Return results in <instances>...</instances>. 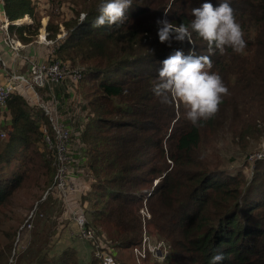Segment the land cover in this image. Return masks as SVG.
Listing matches in <instances>:
<instances>
[{
  "label": "trees",
  "instance_id": "trees-1",
  "mask_svg": "<svg viewBox=\"0 0 264 264\" xmlns=\"http://www.w3.org/2000/svg\"><path fill=\"white\" fill-rule=\"evenodd\" d=\"M5 1L10 21L33 17L32 0ZM101 2L93 0L80 11L87 13L83 23L79 12L73 11L75 23L72 28L63 27L66 35L54 56L70 62V71L76 68L81 73V80L68 87L69 103L64 112H59L60 102L54 96L58 114L70 130L73 178L87 185L79 194L81 206L77 200L76 203L85 211L92 190L103 195L94 202L99 209L92 210V225L86 216V227L104 241L105 247L131 251L140 244L139 210L146 202L158 236L153 241L166 247L165 259H155L153 264L167 260L169 264H211L217 252L224 256L220 264H264V194L251 202L253 192L242 195L245 179L243 182L240 173L225 177L210 173L196 156L209 127L224 123L223 112H247L256 107L258 112H264V0H228L244 32L246 47L241 52L227 48L223 54L215 50L211 55L210 71L220 75L229 94L216 115L198 126L185 118L183 105L173 100L167 105L161 103L152 86L157 81L160 62L174 51L208 55V46L195 33L193 44L160 43L156 21L166 12L170 22L188 25L193 19L191 9L205 2L218 6L221 0H133L125 23L93 28ZM31 23L11 26L9 30L28 44L42 27L37 19ZM45 31L48 40L60 34L49 27V20ZM82 65L86 67L84 71ZM233 98H239L241 105L232 102L227 110ZM2 113L7 116L6 129H11V134L7 142H0V207L16 191L35 188L43 193L46 189L42 187L55 172L54 159L40 131L41 123L46 122L41 108L33 111L26 98L15 94ZM11 164L14 175L6 178L4 169ZM145 168V174L136 175ZM153 178L158 180L154 186ZM256 178H251L253 188L260 183ZM96 183H102L103 188ZM49 200L59 202L48 196L39 203L41 217L35 218L31 229L43 218L41 207ZM62 230L61 240L52 242L43 254L31 257L28 253L26 260L31 257L34 264H100L88 244L90 260H82L83 251L76 249L83 247L73 246L70 229ZM62 243L69 252L60 251ZM20 250L12 257H18Z\"/></svg>",
  "mask_w": 264,
  "mask_h": 264
},
{
  "label": "rangeland",
  "instance_id": "rangeland-1",
  "mask_svg": "<svg viewBox=\"0 0 264 264\" xmlns=\"http://www.w3.org/2000/svg\"><path fill=\"white\" fill-rule=\"evenodd\" d=\"M92 1L93 0H32L33 17L30 18L29 16H26L29 17L30 22L25 21L23 25H31L33 24L31 22L36 19L39 22H43V24H45L46 20H49V27L52 28L53 31L56 30V33H59L58 29H61V34L66 33L63 27L72 28L75 23V21H72L76 18L73 11H78L81 19L82 12L80 11L91 4ZM41 30L42 27L39 30L38 35ZM68 63L70 68H72L70 62ZM74 65H77V62H75ZM82 67L84 71L86 67L84 65H82ZM74 69L77 70L76 68ZM97 74L98 72L95 73V75ZM53 88L54 86L46 89H36V91H52ZM18 92L26 98L29 106H37L36 96L33 95L32 92H25L23 90H18ZM18 92L15 94H19ZM92 97H94L92 100H95L96 94L93 93ZM232 102L236 104V106L241 105L239 98L230 99L229 103L226 105L227 110H229V104ZM174 103H176V101H174ZM36 109H38V107H36ZM258 111L259 110L256 107L254 109H249L247 112L243 109H239V112H223L226 116L224 123H215L211 125L207 130V135L202 136L200 146L196 151V156L202 162V168L204 170L210 173L217 172L218 175L222 177L230 176L237 172L240 173L243 182L245 179V183H243L241 187L242 195H247L249 192H253L250 194L251 202L257 200L256 197L258 198L264 194V159H249L253 154L264 152V112ZM177 116L178 113L176 112V117ZM6 128L7 127H0V133L5 134L6 136L4 138L0 136L1 144L7 142V139L11 134V129ZM232 133H235V135H232ZM163 146H166L165 141ZM148 166H146V168H148ZM13 167L14 164L5 167L4 174H6V178H11L14 175ZM146 168L143 169V171L136 173V175L145 174ZM252 176L257 177L256 179L260 182L255 183L254 188L252 187L251 182ZM154 181L158 180H154L153 178L152 185ZM51 182L52 180L45 183L42 190L47 189ZM75 182L77 183V188L73 197L78 201L79 206H81L79 194L87 189V185L79 183L77 180H75ZM98 184L99 183H96L99 188H103L102 183L101 185ZM37 186L41 187V185ZM146 189H149V187H146ZM43 193L38 192L35 188H31L26 192L16 191L13 192L10 197L7 198L5 204L0 207V264H34L31 261V257L39 252L43 254V249H48L52 242L58 239L61 240V231H63V227L69 228L72 223L75 231L73 222L70 220L69 216L65 214V207L63 204L58 201L51 202L49 200L41 207L43 218L39 221L37 220L34 223L33 229L27 231L28 233L25 232L24 236L19 241H16L17 228L23 224L26 215L34 205L39 202ZM90 195L92 196H89L87 205L85 204V212L87 219L91 224L93 216L92 210L99 209V207H94V202L99 196L103 195H96L93 190ZM104 202L105 200H102V204ZM149 222L146 223L145 233L147 236H150L155 240L157 233L151 223L152 215ZM97 238L100 239V237ZM72 244L75 247H83V251L85 252L84 254H80L82 260H90L91 253L89 247H87V243L78 239H73ZM18 248H21L20 255L15 258L12 257L15 255ZM64 249L68 252L70 251L66 248V243H62L60 251ZM109 249L112 250L116 258H118L120 264H122V262L124 264L132 262V251H122L113 248ZM11 250L13 251L11 252ZM28 253H31L32 256L29 260H26ZM22 260L25 261L20 262ZM75 260L79 259L75 257ZM149 261L150 260H147L146 264H151ZM161 264H169V261L167 260Z\"/></svg>",
  "mask_w": 264,
  "mask_h": 264
},
{
  "label": "clouds",
  "instance_id": "clouds-1",
  "mask_svg": "<svg viewBox=\"0 0 264 264\" xmlns=\"http://www.w3.org/2000/svg\"><path fill=\"white\" fill-rule=\"evenodd\" d=\"M132 4H133V0H102L101 4L99 5L97 9L99 14L96 16L95 20L92 22V27L101 28L105 25L119 26L125 23V21L128 20V14H127L128 9L132 6ZM191 15L193 19L191 20L190 24L186 25L184 23H180L179 25H177L173 22H170L167 19V13L165 12L164 18L157 19L156 21V24L158 25L157 35L159 38V42L165 43L168 46H171L173 41H178V42L187 41L189 44H193L192 36H193V33H195L198 35L199 38H201L204 42H206L208 46L209 54L208 55H197L194 51L190 50L189 53L185 55L183 51L181 50L174 51L166 59L160 62L162 66L158 70V78H157V81L152 86V92L156 97L160 99L161 103L167 104L170 100H174L176 101L177 104L183 105V107L186 109L185 118L193 126H198L201 121H206L208 119L213 118L216 115V113L219 110V106L223 102V98L229 94V89L223 83V80L220 77V75L216 72L210 71L213 68V61L211 59V55L214 54L215 50H219V52L223 54L227 48H231L235 52H241L246 47V41L244 39V32L240 24L236 21L234 10L230 6V3L228 2V0H221L218 6H214L210 2H205L200 7L191 9ZM25 17L26 16L18 19L22 21L21 24H11L9 27L23 25L25 23L23 22V19H25ZM18 20H12L11 22H16ZM86 20H87V13H82L81 23H83ZM27 21H29V17ZM62 34H64V36L62 38H58V36H62ZM62 34L60 33L55 40H50V41H58V45H59L60 40H62L66 35V33H62ZM44 35L46 36V39H47V33L45 31L39 34V36H44ZM38 37L36 38V42L38 41ZM18 41L22 45V42L20 40ZM10 53L13 56L12 51H10ZM19 55H20V52H19ZM54 56H55V52H54ZM20 57L22 56L20 55ZM47 57H48V54H47ZM28 58H32V57H28ZM63 63L66 64L65 62ZM24 65H25V69L27 70V66L25 62H24ZM68 71L70 72L69 67H68ZM74 71H78V70H73L72 72ZM12 74H15V73L12 72L11 75L8 77V80L12 76ZM0 84H4V83H0ZM37 92L38 91H36V93ZM20 95L22 94L20 93ZM33 95L35 94L33 93ZM50 95L54 96L52 91H49V94L46 100H41V101L36 102L37 107L38 108L40 107L38 103L40 102L43 103L45 101L50 100L51 98ZM6 109H7V104L4 110ZM41 111L43 113L42 109ZM57 111H58V106H57ZM6 117L7 116L2 113V110H0V121L6 122ZM43 117H44V114H43ZM62 122L64 123V121ZM44 124H47V120L45 123L43 122L41 123V127ZM41 127H40V131H41ZM1 135L2 134L0 133V136ZM49 156H50V153H49ZM157 182L158 181H154L152 186H154ZM73 195L74 193L72 194L70 198V202L72 203V206L79 207ZM48 196L54 197L53 195H48ZM42 197L39 200V202H37L34 205V207L29 211L30 213L32 210L35 209L34 220L37 216L41 217V214L37 211V206L39 203L46 200V199L42 200ZM59 202L62 204L60 200ZM83 212L85 214L84 210ZM28 214L26 215V217L28 216ZM65 214L68 215L70 220L73 222L70 213L66 209H65ZM85 218H86V215H85ZM33 222H32V225H33ZM141 226H142V223H141ZM19 228L17 229V232H16V241H19V239L22 238L23 234L30 230V229L24 230L20 234ZM75 232H76V227H75V231L73 229L70 232V237H72L73 239H78L73 235ZM142 234L143 232L141 233V239H142ZM97 237L98 236H96V238ZM81 241H84V240H81ZM150 241L152 244H157L153 241L152 237H150ZM84 242L87 243L88 246L93 251L92 245L87 241H84ZM100 242L105 247L103 241L100 240ZM160 251H161V255H158L160 259L154 258L151 255H148L141 262V264H146L147 260H150L149 262H151V264H153V261L155 259L164 260L166 257V247L164 244H163V247L160 248ZM92 255L94 256V251ZM131 255L133 256V254ZM115 259L116 261L119 262L118 258H115ZM223 259H224L223 253L217 252V254L212 257L211 264H220V262ZM130 264H137V262H135L134 257Z\"/></svg>",
  "mask_w": 264,
  "mask_h": 264
},
{
  "label": "built area",
  "instance_id": "built-area-1",
  "mask_svg": "<svg viewBox=\"0 0 264 264\" xmlns=\"http://www.w3.org/2000/svg\"><path fill=\"white\" fill-rule=\"evenodd\" d=\"M5 3V0H0V35L3 45L12 51L13 57L16 59L20 57L19 52L23 46L17 40L15 33L9 30V26L11 24H21L22 21L18 20L16 22H11L8 19L5 12ZM63 36L64 34L58 36V38H62ZM37 42L51 48V50L48 51V57L43 61L25 57L24 62L27 66L26 72L24 74H12L6 83L0 84V110L6 108L8 100L18 92V90H23L25 92L30 91L36 94V89L51 88L62 83L64 79L68 77L69 71L67 65L54 57L58 41L47 40L44 35L39 36ZM0 63L2 66H5L1 56ZM70 77L73 83H77L81 80V74L78 71L72 72ZM18 93L20 94V92ZM50 97V100L38 103L47 120V124L41 127L43 140L50 156L55 162V173L52 182L46 189L42 200H45L48 195H53L62 202L75 224L76 232L73 235L92 245L94 258L98 259L100 264H120L116 261L115 254L112 250L104 247L93 232L86 227V218L83 210L79 207L72 206L70 202V198L72 194L76 192L77 188V183L74 181L71 169L70 130L60 120L55 97L53 95H50ZM1 137H5V134H2ZM249 159L262 160L264 159V152L253 154ZM139 215L142 223V239L139 246L131 250L137 264H141L148 255L160 259L158 255H161L160 248L163 247L161 242L152 244L150 237L145 233L146 223L151 219V214L146 206V202H144L140 208ZM34 217L35 209L28 214L22 226L19 228L20 234L24 230L31 229Z\"/></svg>",
  "mask_w": 264,
  "mask_h": 264
},
{
  "label": "crops",
  "instance_id": "crops-1",
  "mask_svg": "<svg viewBox=\"0 0 264 264\" xmlns=\"http://www.w3.org/2000/svg\"><path fill=\"white\" fill-rule=\"evenodd\" d=\"M46 24H47V20H46L45 24H43V22H41L42 30H41L40 34L45 31ZM60 32H61V29H59V33ZM38 36L39 35H37V37ZM36 38L33 39V42H30L28 44H24L22 42L23 48L20 51V55L22 57L13 59L12 54L10 53L9 49L3 45L2 41H1V37H0V56L2 58L4 65H5V66H1V64H0V83H5L8 80V77L11 75L12 72L15 74H22L25 72L26 69H25V65H24V61H23V59L25 57H27V58L32 57L38 61L45 60L50 48L36 42ZM65 63L69 67V63L68 62H65ZM71 73H72V71L69 72L68 77L66 79H64V81L62 83L54 86V88L52 89V93L56 96V98L60 102L59 112H64L68 107V103H69L68 87L72 82V79L70 77ZM48 93H49V91H47V90L38 91L35 94L36 102L41 101V100H46ZM36 107L37 106L31 105V108L33 111L36 110ZM60 120L64 121L63 117L61 115H60ZM6 123L7 122H1L0 121V127H9V124L8 123L6 124ZM68 229H70V232L73 230L72 223H71V227H69ZM76 250L79 253H81V251H83L81 249H76ZM84 252L85 251H83V254H84Z\"/></svg>",
  "mask_w": 264,
  "mask_h": 264
},
{
  "label": "bare ground",
  "instance_id": "bare-ground-1",
  "mask_svg": "<svg viewBox=\"0 0 264 264\" xmlns=\"http://www.w3.org/2000/svg\"><path fill=\"white\" fill-rule=\"evenodd\" d=\"M26 19V20H25ZM25 19H23V22L27 21L28 20V17H25Z\"/></svg>",
  "mask_w": 264,
  "mask_h": 264
}]
</instances>
